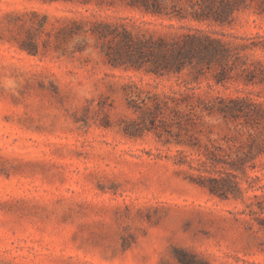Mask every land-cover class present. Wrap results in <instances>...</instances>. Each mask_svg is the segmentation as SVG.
<instances>
[{
	"label": "rangeland",
	"instance_id": "1",
	"mask_svg": "<svg viewBox=\"0 0 264 264\" xmlns=\"http://www.w3.org/2000/svg\"><path fill=\"white\" fill-rule=\"evenodd\" d=\"M168 10L192 9L173 0ZM74 22L83 31L66 38ZM99 23L141 39L190 29L257 36L250 56L264 59L255 3L220 26L147 14L130 0H0V264H181L186 253L201 264H264L262 127L203 115L188 134L196 147L175 142L177 127L165 133L174 143L124 132L141 124L130 108L138 94L201 80L264 103V87L216 85L209 70L115 67L116 41L91 33ZM207 178H226L228 196L211 193Z\"/></svg>",
	"mask_w": 264,
	"mask_h": 264
},
{
	"label": "trees",
	"instance_id": "2",
	"mask_svg": "<svg viewBox=\"0 0 264 264\" xmlns=\"http://www.w3.org/2000/svg\"><path fill=\"white\" fill-rule=\"evenodd\" d=\"M130 1L131 5L147 14L176 18L179 21L192 18L220 26L232 25L236 14L250 8L254 3L259 13H264V0H187L191 12L188 10L170 12L168 1L173 0ZM73 25V28L62 31L66 38L74 37L83 31L80 23L74 22ZM91 33L116 41L115 55L109 54L110 62L115 67H133L138 70L145 68L148 72L160 76L181 74L189 69L196 72L199 77L209 70L215 71L216 85L237 81L247 87L256 85L264 87V59H253L250 56L251 51L263 45L257 41L259 39L257 36L233 35L234 39L228 40L224 34L219 37L190 29L188 32H174L157 39L152 37L141 39L133 36L126 28L120 31L118 27L113 28L112 25L105 23L96 24ZM200 84L201 80H183L179 83L180 88L173 90L172 95L148 93L146 97H142L138 94L137 98L130 101V108L138 115L141 124L139 126L136 121H132V124L124 128L125 134L137 137L147 130L155 131L165 143H174L169 138L173 136L170 129L177 127L179 131L175 135V142L196 147L197 142H194L191 135L188 137V134L197 126V120L203 115L220 116L233 122L242 120L246 127H262L264 130V103L249 95L233 97L214 94L212 83L208 82L207 89H203ZM165 133L169 136L167 137ZM212 156L217 158L214 153H211L210 157ZM242 162L244 165L246 160ZM229 167L239 168L236 163L229 164ZM207 180L209 184L202 185L207 186L211 193L228 196L229 190L224 186L226 178ZM179 261L181 264H201L195 260V256L188 253L181 256Z\"/></svg>",
	"mask_w": 264,
	"mask_h": 264
}]
</instances>
